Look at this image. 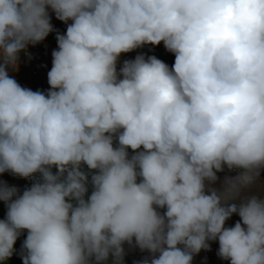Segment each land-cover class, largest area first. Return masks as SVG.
Returning a JSON list of instances; mask_svg holds the SVG:
<instances>
[{
	"label": "clouds",
	"instance_id": "obj_1",
	"mask_svg": "<svg viewBox=\"0 0 264 264\" xmlns=\"http://www.w3.org/2000/svg\"><path fill=\"white\" fill-rule=\"evenodd\" d=\"M49 8L72 23L45 94L9 68L53 31ZM161 42L171 68L117 70ZM225 166L242 171L220 193ZM261 169L264 0H0V174L40 176L22 195L0 181V261L26 229L23 264H123L133 240L153 254L137 264H192L217 240L230 264H264V199L247 191Z\"/></svg>",
	"mask_w": 264,
	"mask_h": 264
},
{
	"label": "trees",
	"instance_id": "obj_2",
	"mask_svg": "<svg viewBox=\"0 0 264 264\" xmlns=\"http://www.w3.org/2000/svg\"><path fill=\"white\" fill-rule=\"evenodd\" d=\"M50 18L59 26V28L63 31L67 30V27L69 24L72 23L71 20H69L67 23L60 21L56 18L55 13L52 12V10L49 8L48 9ZM55 18L56 21L53 19ZM137 55H144L146 58L150 56H155L158 59L162 60L165 62L169 68L174 64L175 61V55L169 51H167L164 47L163 42H161L159 45H151V44H146L140 48H137L131 52L128 53H122L120 58H119V63L117 65V70L119 71V68L123 66V62L125 60H134ZM52 55L49 53H46L43 57L42 61V73L37 76L33 77V79H30L29 81V75H27L23 70L17 71V70H12L9 68V74L13 76L17 82L22 86L26 88H30L33 91H42L45 94L49 91L50 85L48 84V78L47 74L45 73V70H51L52 67ZM32 80V81H31ZM114 147H118V140L114 138ZM140 150H143L142 148ZM129 153V157H131L134 153L132 149H127ZM82 170L85 171L86 173H89V183H88V192L85 195V199L88 198V196L91 195L92 192V185H91V174L93 173L94 170H89L87 168V165L82 164ZM264 172V169H261ZM52 171L55 173L57 169L55 167L52 168ZM40 179V176L38 173L33 174L32 177L29 178H24L20 177L17 175H13L11 172H4L0 174V181L6 182L9 186H15L19 190V194L22 195L23 191L25 189H28L32 186V184ZM140 178H138L139 182ZM264 181V180H263ZM263 181H260L259 179L256 180L254 183L253 187H250L247 191H250L254 194H257L260 196L261 199H264V184L262 183ZM220 193H224L225 188L219 190ZM243 194V192H242ZM230 202H235L238 203V200L230 201ZM157 211H159L161 214H163L166 209H160L158 208ZM7 215V205L4 201H0V220L6 219ZM240 220V217L238 214H233L232 217L226 221L225 226L230 227L234 226V224ZM230 222V224L228 223ZM28 230H22L21 234L18 236L16 243L14 245V252L13 255L3 261H0V264H23L22 260V254H23V242L27 238ZM210 245V250H201L200 253L194 255V259L196 258H201L205 255L209 256H216L218 253L219 249V243L217 241H209L208 242ZM128 248V252L126 251V247ZM180 247H183L182 245ZM123 248L125 251V255L123 258V264H137V262L143 261L145 258H151L152 253L148 252L147 250L141 251L139 247L135 246V241L133 240V244L129 245L127 242L123 244ZM158 255V254H157ZM92 264H95L94 258L92 261ZM103 264H112V257L110 256L108 261L103 262Z\"/></svg>",
	"mask_w": 264,
	"mask_h": 264
},
{
	"label": "built area",
	"instance_id": "obj_3",
	"mask_svg": "<svg viewBox=\"0 0 264 264\" xmlns=\"http://www.w3.org/2000/svg\"><path fill=\"white\" fill-rule=\"evenodd\" d=\"M51 19V18H50ZM53 31L40 43L32 45L29 44L26 51L19 53V60L17 61V71L23 70L29 77H37L42 73V61L46 53L52 55L54 50L58 49L57 35L66 34L59 26L51 19ZM146 58V57H145ZM147 59V58H146ZM172 67V66H171ZM50 70L46 69L45 73L48 74ZM242 170L233 169L229 170L226 166L222 172H218L217 176L235 177L240 174ZM195 264H230L229 260H223L220 257L205 255L196 259Z\"/></svg>",
	"mask_w": 264,
	"mask_h": 264
},
{
	"label": "rangeland",
	"instance_id": "obj_4",
	"mask_svg": "<svg viewBox=\"0 0 264 264\" xmlns=\"http://www.w3.org/2000/svg\"><path fill=\"white\" fill-rule=\"evenodd\" d=\"M55 21H56V19L55 18H53ZM30 79H33V77H29V81H30ZM32 81V80H31ZM219 179L217 180V182L215 183V184H212L211 185V187H214V188H216V189H218V190H221V189H224L225 188V186H224V179H225V176H220V177H218ZM257 179H259L260 181H263L264 180V172L261 170L260 171V175H259V177L257 178ZM263 184H264V181L262 182ZM254 186V184L251 186V187H253ZM228 223V222H227ZM228 224H230V222L228 223ZM231 225V224H230ZM230 225H229V227H230ZM125 246V245H124ZM126 247V246H125ZM126 251L128 252L129 250H128V248L126 247ZM196 259H199V258H196ZM196 259H194L193 258V261H192V264H195L196 263Z\"/></svg>",
	"mask_w": 264,
	"mask_h": 264
}]
</instances>
